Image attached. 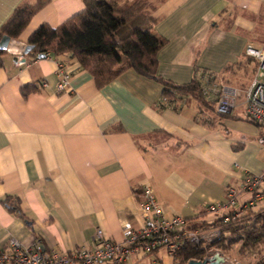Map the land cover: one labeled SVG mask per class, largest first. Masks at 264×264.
Listing matches in <instances>:
<instances>
[{"label": "crops", "instance_id": "crops-1", "mask_svg": "<svg viewBox=\"0 0 264 264\" xmlns=\"http://www.w3.org/2000/svg\"><path fill=\"white\" fill-rule=\"evenodd\" d=\"M27 1L0 0V27ZM147 1L153 31L166 40L157 54L159 78L179 85L199 76L222 80L253 64L254 74L245 49L264 38V0ZM83 2L49 0L17 41L27 44L43 25L58 27ZM22 57L20 65L19 57L0 56V247L39 240L64 253L90 246L97 229L120 242L123 222L140 224L144 184L167 219L211 222L221 213L207 207L224 203L229 188L264 168L261 130L246 121L243 105L218 118L195 100L178 108L164 103L157 82L130 70L97 89L68 55ZM58 63L69 75L63 92L56 90ZM24 85L37 91L23 98ZM6 196L19 199L30 224L5 210ZM249 197L240 195L241 203ZM263 204L245 215L264 213ZM164 255H133L127 264H172Z\"/></svg>", "mask_w": 264, "mask_h": 264}, {"label": "trees", "instance_id": "trees-1", "mask_svg": "<svg viewBox=\"0 0 264 264\" xmlns=\"http://www.w3.org/2000/svg\"><path fill=\"white\" fill-rule=\"evenodd\" d=\"M49 0H32L19 5L0 27V40H18L29 22ZM81 12L52 28L43 25L32 33L27 45L32 49L26 57L53 58L68 55L79 69L88 72L97 89H101L119 78L124 72L132 71L137 76L151 79L162 87L161 99L178 108L189 100L218 118H230L216 112L215 103L207 101L200 82L194 77L187 84H174L157 76V54L166 45V40L156 35L152 16L154 6L147 0H135L130 4H119L115 0H84ZM6 54L0 50V56ZM246 57V56H245ZM247 60L253 59L246 57ZM33 85L20 88L23 98L36 92ZM246 121L260 129V125L245 116ZM261 130V129H260ZM141 195V191L138 192ZM5 210L12 216L30 224L20 209L17 197L6 196L1 200ZM217 216L211 222L185 220L188 230L200 233L217 231L218 235L206 247L185 244L175 255L172 264H188L201 261L210 249L229 252L235 250L242 259L252 258L253 264H264L261 245L264 244V213H250L232 219L230 212Z\"/></svg>", "mask_w": 264, "mask_h": 264}, {"label": "built area", "instance_id": "built-area-1", "mask_svg": "<svg viewBox=\"0 0 264 264\" xmlns=\"http://www.w3.org/2000/svg\"><path fill=\"white\" fill-rule=\"evenodd\" d=\"M245 56L254 60L255 70L243 94L244 113L247 118L260 125L261 133L256 139V144L264 148V38L257 48L247 46ZM19 59L20 65L25 64L22 56H19ZM56 76L57 92L65 91L69 85V75L61 63L57 64ZM197 80L202 86L206 100L215 103L218 114L229 115L233 112L239 96L236 89L220 84L213 85L212 76L206 79L199 76ZM140 191V224L134 228L129 222H123L120 242L112 241L101 229H97L90 246L58 253L46 248L39 240H34L30 246H23L10 239L0 247V264H127L133 255L144 257L164 251L171 257L185 244L204 248L217 237V231L200 233L197 230H188L186 221L181 217L167 219L150 186L144 184ZM242 194L250 196L243 203L240 201ZM263 200L264 168L259 175L245 174L238 188L228 189L224 203L210 204L207 211L211 214L220 212V216L226 215L224 220L227 222L230 220L227 215L230 212L232 219L241 218ZM208 252L209 250L204 259H213Z\"/></svg>", "mask_w": 264, "mask_h": 264}, {"label": "rangeland", "instance_id": "rangeland-1", "mask_svg": "<svg viewBox=\"0 0 264 264\" xmlns=\"http://www.w3.org/2000/svg\"><path fill=\"white\" fill-rule=\"evenodd\" d=\"M253 66H254V64H253ZM253 66L249 65L244 70H240L239 73H236L234 75V78H232L230 76H226L222 80L214 79L212 83H213V85H219L220 84L222 86H227V87L236 89L239 92V96L237 98V104L243 105V94H244V91H245L249 81L253 77V74H252ZM260 210H264V204ZM217 216H219V215H217ZM261 249H262V255L264 256V244L261 245ZM208 254L210 256H213V257H215V255L220 256L224 260L223 264H253V262H254V260L252 258H249V259L248 258L247 259L239 258L236 255L235 250L225 252V251H221V250L210 249ZM163 259H164V262H166V263L171 261V257L167 256V255H164Z\"/></svg>", "mask_w": 264, "mask_h": 264}, {"label": "water", "instance_id": "water-1", "mask_svg": "<svg viewBox=\"0 0 264 264\" xmlns=\"http://www.w3.org/2000/svg\"><path fill=\"white\" fill-rule=\"evenodd\" d=\"M31 47L25 43L19 42L17 40H8L3 37L0 40V50L5 51L7 54L12 55L13 57L26 56L30 51ZM39 59L45 58L44 55L38 56ZM223 260L217 255L213 259L202 261H190L188 264H222Z\"/></svg>", "mask_w": 264, "mask_h": 264}]
</instances>
